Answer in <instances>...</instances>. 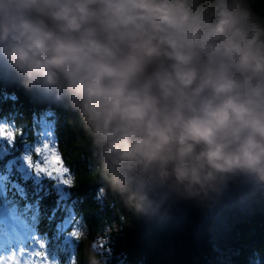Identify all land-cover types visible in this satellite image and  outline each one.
<instances>
[{"label":"clouds","instance_id":"1","mask_svg":"<svg viewBox=\"0 0 264 264\" xmlns=\"http://www.w3.org/2000/svg\"><path fill=\"white\" fill-rule=\"evenodd\" d=\"M0 60L79 113L93 174L136 213L156 185L264 187V24L245 0H0Z\"/></svg>","mask_w":264,"mask_h":264},{"label":"trees","instance_id":"2","mask_svg":"<svg viewBox=\"0 0 264 264\" xmlns=\"http://www.w3.org/2000/svg\"><path fill=\"white\" fill-rule=\"evenodd\" d=\"M245 2L264 24V0ZM42 117H48L59 142L57 150L65 166L75 173L74 186L65 190L66 197L58 193L53 181L40 185L9 167L11 159L20 157L26 146L35 142ZM3 125L11 126L17 138L11 153L0 156V214L5 224L0 238L7 234L8 217L20 227L18 235L23 244L34 243L33 234L46 241L49 264H70L74 254L78 264H90V256H96L100 264H264V187L251 178L228 176L215 189L198 194L156 185L147 190L152 207L136 213L98 174H93L91 140L79 113L67 101L26 90L10 66L0 60ZM21 129L25 136L20 137ZM101 189L107 190L101 193ZM58 201L74 206L83 217L87 234L81 241L68 240L70 228L57 231L65 214L63 207L49 224L46 217L57 208ZM27 205L40 208L36 233L26 223ZM105 235L109 253L93 252L92 242ZM24 250L30 255L28 264H43L29 248Z\"/></svg>","mask_w":264,"mask_h":264},{"label":"snow or ice","instance_id":"3","mask_svg":"<svg viewBox=\"0 0 264 264\" xmlns=\"http://www.w3.org/2000/svg\"><path fill=\"white\" fill-rule=\"evenodd\" d=\"M4 126V125H3ZM0 126V140L8 142L9 146H14L17 138V133L10 130L11 126L7 128ZM20 137L25 136L23 129L20 130ZM50 139L43 141L42 145L32 146L31 151L26 152L22 157V161L30 175L34 176L36 180L47 179L53 181L57 187L63 186L66 188H71L74 186V177L75 173L71 172L69 168L65 166L62 155L57 151V146L59 144L58 140L52 136V133H49ZM25 139V144H27ZM33 155L36 156V160L32 159ZM92 169H90L91 171ZM101 193H103L101 189ZM29 210V219L26 222L30 225V230L32 233H36V230L39 227L41 222V212L38 205H27ZM63 207L64 216L61 218L60 222L57 224V231H66L67 235L70 236L75 241H81L82 236L87 234V225L83 221V217L78 215L74 206L68 205L66 201H58L57 208L53 210L52 214L47 216L49 224L56 220L55 213ZM5 227L3 222V216L0 215V230ZM107 232V229L105 230ZM31 240L34 243L30 244H20L16 250L23 252L24 247L29 248L36 256L40 257L43 261V264H49V256L47 253V243L45 240L41 239L39 234L31 235ZM107 244V236H97V238L91 244V250L93 252H102L105 250ZM37 246L39 250H37ZM11 252V251H10ZM0 264H3L0 261ZM12 264H17V261L14 259ZM51 264H54L51 261ZM59 264V262H55ZM70 264H78L77 256L74 254Z\"/></svg>","mask_w":264,"mask_h":264},{"label":"rangeland","instance_id":"4","mask_svg":"<svg viewBox=\"0 0 264 264\" xmlns=\"http://www.w3.org/2000/svg\"><path fill=\"white\" fill-rule=\"evenodd\" d=\"M38 124L40 126V130L38 132L37 138L35 142L32 145H27L25 148L24 153L17 158H13L9 161V167L10 168H17L20 173L25 176L28 179H33L36 183L42 184L43 181L47 180H36L34 176L30 175L28 170L23 164V161L21 157L28 151H31L32 146L35 145H42L43 141L50 139L49 133H52V136L54 137L53 133V127L52 124L50 123L48 117H42L39 119ZM5 127V126H3ZM7 128V127H5ZM12 130V129H10ZM13 131V130H12ZM55 138V137H54ZM14 146H9L7 141L0 140V156L4 157L8 153H11V150L13 149ZM58 151V150H57ZM32 159L35 161L36 156L33 155ZM55 187L58 191L59 194L63 195V197H66L65 190L67 189L66 187L60 186L57 187L55 184ZM1 215V214H0ZM6 223V228H7V234L4 236L3 239H0V261L3 262V264H12V261L15 259L17 261V264H28L30 255L23 250V252L17 251L16 249L20 247V244L23 243V240L21 237L18 235L20 233V227L15 225L8 217L5 220ZM12 231H17V233L13 234ZM68 240H74L70 236H68ZM109 240L107 237V244L105 250L102 251V253H109ZM11 251V252H10Z\"/></svg>","mask_w":264,"mask_h":264}]
</instances>
